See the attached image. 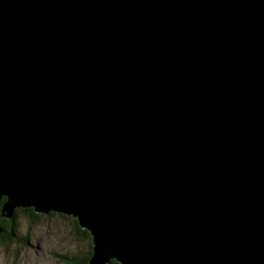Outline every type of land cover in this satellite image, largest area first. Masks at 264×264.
<instances>
[{
  "label": "water",
  "instance_id": "95a60500",
  "mask_svg": "<svg viewBox=\"0 0 264 264\" xmlns=\"http://www.w3.org/2000/svg\"><path fill=\"white\" fill-rule=\"evenodd\" d=\"M3 197L88 264H264V0H0Z\"/></svg>",
  "mask_w": 264,
  "mask_h": 264
},
{
  "label": "rangeland",
  "instance_id": "374dc122",
  "mask_svg": "<svg viewBox=\"0 0 264 264\" xmlns=\"http://www.w3.org/2000/svg\"><path fill=\"white\" fill-rule=\"evenodd\" d=\"M33 212L38 216L30 226ZM47 213L39 216L34 209L19 212V217L15 219L14 239L7 242L0 236V264H70L63 255L76 258L78 255L85 256L88 249L93 250L92 245L89 248L87 237H76L72 216ZM88 232L92 239L90 230Z\"/></svg>",
  "mask_w": 264,
  "mask_h": 264
},
{
  "label": "trees",
  "instance_id": "16d2710c",
  "mask_svg": "<svg viewBox=\"0 0 264 264\" xmlns=\"http://www.w3.org/2000/svg\"><path fill=\"white\" fill-rule=\"evenodd\" d=\"M7 200V198L3 197L0 200V217L2 215V209L4 207V201ZM20 211H33V208H17L15 209V214L11 219L2 217L0 219V224L2 225V227L4 228V231L2 233H0L1 238H4L7 240V242L12 241L15 237V219H17L19 217V212ZM56 212L50 211L47 214H54ZM61 214V213H60ZM41 214H39L40 216ZM33 216L34 218L32 220H29V225L32 226L33 223L36 221L35 217L38 216L35 212H33ZM65 216V215H63ZM71 219V218H70ZM73 222L75 223L74 229L76 231L75 235L76 237L82 238V237H87V240L89 242V248L92 245L91 243V237L89 234V230L84 229L82 227H80V225L78 224V220L76 218L73 217ZM11 227V228H9ZM8 229H10V231H8ZM93 250H89L83 253H86L85 256L81 255L77 256L76 258L70 257L69 255H63V258H65L68 262H70V264H87L88 259L90 258L91 254H92ZM84 255V254H82ZM108 264H121L119 261H117L116 259L111 260Z\"/></svg>",
  "mask_w": 264,
  "mask_h": 264
},
{
  "label": "bare ground",
  "instance_id": "6f19581e",
  "mask_svg": "<svg viewBox=\"0 0 264 264\" xmlns=\"http://www.w3.org/2000/svg\"><path fill=\"white\" fill-rule=\"evenodd\" d=\"M8 199V198H7ZM5 204V203H4ZM47 212H50V211H45V212H39V214H45V213H47ZM62 212V211H61ZM63 213V212H62ZM63 214H66V215H68V216H72V217H74V218H76L77 220H78V218H77V216H73V214H71V213H68L67 214V212H64ZM78 222H79V220H78ZM81 227V226H80ZM82 228H84V227H82ZM84 229H87V227H85ZM87 230H89V229H87ZM91 243H92V239H91ZM92 246H93V243H92Z\"/></svg>",
  "mask_w": 264,
  "mask_h": 264
}]
</instances>
